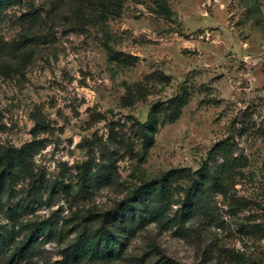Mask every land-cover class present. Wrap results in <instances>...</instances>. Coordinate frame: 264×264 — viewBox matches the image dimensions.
Here are the masks:
<instances>
[{"label": "rangeland", "instance_id": "374dc122", "mask_svg": "<svg viewBox=\"0 0 264 264\" xmlns=\"http://www.w3.org/2000/svg\"><path fill=\"white\" fill-rule=\"evenodd\" d=\"M163 1L3 8L0 264L24 246L15 264H239L237 253L264 264V0ZM225 157L210 216L152 221L113 258L69 254L145 182L182 170L173 214L193 176Z\"/></svg>", "mask_w": 264, "mask_h": 264}, {"label": "trees", "instance_id": "16d2710c", "mask_svg": "<svg viewBox=\"0 0 264 264\" xmlns=\"http://www.w3.org/2000/svg\"><path fill=\"white\" fill-rule=\"evenodd\" d=\"M11 0H0V18L3 8ZM111 0H98L103 5H110ZM164 8L169 10L167 2L164 0ZM157 113L152 112L147 127L153 136ZM147 128V129H148ZM152 138V137H151ZM9 162L8 165H11ZM233 163L230 158L225 157L224 161L214 170L204 168L201 170V179L193 176L191 185L185 190V197L182 204L176 208L172 214L173 194L170 183L182 170H170L160 178L145 182L132 194L119 202L108 213L100 214L99 225L97 227L87 226L80 235L79 242L70 250L72 258L83 260L91 258H113L124 253L127 242L134 237L137 231L148 223L155 221L159 223L175 224L179 229H184L185 225L197 220L199 215L210 216V192L213 190L225 193L230 176L227 172L231 170ZM196 177V178H195ZM200 180L202 184L200 186ZM199 185V186H197ZM246 207V206H245ZM47 231V226L39 227L34 235L39 237ZM259 240L264 238V228L260 226ZM26 246L16 250L11 258L10 264L20 261L25 254ZM230 257L239 263H247L248 257L245 254H233ZM168 264V263H164Z\"/></svg>", "mask_w": 264, "mask_h": 264}, {"label": "built area", "instance_id": "2783aa9c", "mask_svg": "<svg viewBox=\"0 0 264 264\" xmlns=\"http://www.w3.org/2000/svg\"><path fill=\"white\" fill-rule=\"evenodd\" d=\"M262 243H263V245H264V238H263V240H262Z\"/></svg>", "mask_w": 264, "mask_h": 264}]
</instances>
